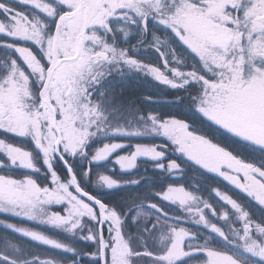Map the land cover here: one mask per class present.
<instances>
[{
  "label": "flooded vegetation",
  "instance_id": "1",
  "mask_svg": "<svg viewBox=\"0 0 264 264\" xmlns=\"http://www.w3.org/2000/svg\"><path fill=\"white\" fill-rule=\"evenodd\" d=\"M47 2L55 6L58 13L67 10L58 0H47ZM99 2L100 0H79L76 19L68 21L69 33L66 36L70 38L61 42L58 37L57 46L62 45L65 53L63 60L57 59L56 61H62L58 65H63V67L59 69L56 67L48 88L52 90L51 96L48 97L51 101H56L55 106L52 104L56 113L59 109L63 114V119L57 121L59 127L62 126L58 129L63 133V138L69 140L68 143L73 147L81 138L77 124L86 127L90 119L85 111L83 99L92 109V131L85 141L84 150L75 155L58 154L51 159L44 154L34 135L19 136L16 134L18 136H14L8 131H0V143L3 144L0 148V162L5 164L0 167V171L7 167L11 168L7 166L8 161L5 155L7 154L6 149L10 147L9 138L25 137L23 142L28 143L25 148L26 152L33 159L32 165L37 168L33 171V175L40 183L38 186L41 188L54 187L53 173L60 183L72 182L66 167L68 165L84 192L91 194L123 218L122 234L128 233L132 237L128 240L132 249L145 246L152 250L154 254L150 257L152 264H167L158 257L166 254V249L170 247L168 227L162 226L160 229L157 225V221L163 219L160 210L167 216L168 223L182 227L190 233V238L185 241L186 250L212 249L231 255L237 264H264V258L259 257L255 252H248L243 247V241L238 235L244 228V220L240 218L241 212L247 215L252 228H255L256 224L264 227V206L254 197L224 179L219 173L205 169L202 165L192 161L186 153H181L171 137L159 128V124L156 128L154 123L164 122L165 125H170L173 121L187 123L190 126L189 131L204 135L213 143L225 146L243 162L261 169H264V146H258L254 142L235 135L221 137L218 132L213 133L207 128V119L199 111V105L205 92V86L200 78L215 81L218 78L217 74L207 69L199 55H189L183 46L173 43L182 39L173 38L171 26L161 22L160 14L141 16L139 13H128L123 18L120 16L110 18L108 27L96 26L90 29L97 34L99 43L96 47L100 50L107 49L109 59L95 64L92 72L87 73V66L91 59L88 53L84 52L86 42L90 40L87 29L102 19L100 14L95 13L90 6ZM112 2L115 3L116 0ZM0 3L27 14L33 21L38 20L46 26L47 33L54 32L56 19L36 10L29 4L18 2V0H0ZM168 7L171 8V4H168ZM80 8H84L85 11L80 13ZM5 19L4 12L0 11V20ZM75 20L82 22L76 45L74 43ZM198 22L205 24L210 34H203V36L196 32L195 34L188 33V36L194 35L201 39L212 40L214 41L212 47H226L230 41L238 39L227 29H218L217 26L209 27L210 22L191 9L176 20V23H182L184 28ZM7 28L6 25V33ZM6 33L0 34V80L6 79L17 68L27 72L17 50L19 47H26L41 55L40 48L35 42L14 38ZM160 42L164 44L158 45ZM203 47L202 55L211 56L223 62L222 56L211 53L209 44L204 43ZM247 55L244 53L240 57L241 61ZM192 57L195 59L193 60ZM28 58L35 65L30 55ZM129 61L132 62L129 63ZM251 69V65H246V73L250 74ZM177 72L180 73L179 76L176 75ZM156 73H160V76L158 77ZM82 74H84L83 78ZM92 76L95 79H91ZM38 79L35 76L31 78L25 102L34 113L40 114L41 109L45 106L49 107L44 102L41 104L42 93H40L41 85ZM237 79L238 77L234 75L232 84L227 86L232 90L233 95L251 91V86L242 89ZM76 88H80L81 91L87 90L80 105H74L71 102ZM77 113L81 114L80 117H77ZM254 125L257 126L255 123ZM239 131L251 137L252 121L250 120V123L240 128ZM114 144H120L121 147L106 157L97 159L99 152L105 146ZM153 146L157 147L162 154L160 158L141 156L137 158L133 168L121 169L118 166L119 158L134 155L137 148ZM91 148L94 150L91 151ZM35 151L45 159L44 169L37 162ZM170 162H175L179 166L178 169H171ZM1 175L7 178L11 176L10 173L5 175L0 173ZM50 177H52V183L47 184ZM210 179H214L226 189H233V192L205 195L203 185L211 183ZM240 179L243 182L242 174ZM109 180L113 182L111 187L108 186ZM172 187H183L188 191L197 202L193 207H203V202L210 205L209 209H203L208 221L207 225L200 222L199 218L190 211H185L186 206L180 205L179 202L166 201L163 198ZM74 191L76 192L75 187ZM74 191L73 194H75ZM223 195L229 196L238 203L239 211L224 201ZM84 200L91 206L92 202ZM225 216H227L226 220ZM5 217L7 215L0 213V223L7 222ZM85 220V230L94 231L95 222L91 218H85ZM213 225L219 227L225 235L221 236L213 231L211 227ZM2 227L4 226L0 225V228ZM12 227L6 228L13 232ZM145 232L151 235L147 241L141 237ZM103 234L104 241L108 240L107 226ZM252 236L258 243L264 242V233L255 231ZM207 259L206 251L202 250L181 258L176 264H206ZM66 264L84 263L72 261Z\"/></svg>",
  "mask_w": 264,
  "mask_h": 264
},
{
  "label": "snow or ice",
  "instance_id": "2",
  "mask_svg": "<svg viewBox=\"0 0 264 264\" xmlns=\"http://www.w3.org/2000/svg\"><path fill=\"white\" fill-rule=\"evenodd\" d=\"M18 2L29 4L36 10L56 19L57 22L54 32L47 33L45 31L46 26L38 20L33 21L27 14L0 3V11H3L6 17L5 20H0V34L6 33L7 25L6 34L14 38H23L35 42L41 52V55H38L26 47H19L17 50L22 57V63L27 72L17 68L6 79L0 80V109H2V112H0V131H8L11 134L20 136L34 135L44 154L51 159H54L58 154L75 155L77 152L84 150L85 141L92 131L93 111L86 100L83 99V104L90 119L86 127L77 124L81 138L75 147L63 138L61 131H58L47 119L43 118V109H41L40 114L30 113L26 109L24 100L28 96L27 87L31 84L33 76L39 78L40 93H45L48 73L53 70L54 62L57 59H64L65 49L62 45L57 46L58 37L66 39V34L69 33L68 21L69 19H76L78 4L76 0H58L67 9L62 13H58L57 8L50 5L47 0H18ZM168 4H171V8L168 7ZM90 7L95 13L100 14L102 19L99 23L90 25L87 29L90 40L86 42L84 52L91 57L87 66V73L92 72L95 64L109 59L107 49L100 50L96 47L99 43L97 34L95 31H90V29H94L96 26L108 27L109 19L115 16L123 18L128 13L133 12L139 13L141 16L160 14L161 22L175 29L183 42L189 46L188 32L180 27L176 20L184 12L191 9L205 17L210 22L209 27L217 26L218 29H227L229 33L238 37L237 40L230 41L226 47H212L209 45L211 53L224 58L222 63L211 56H204L190 47L191 50L199 54L207 69L216 73L218 77L215 81L200 78L205 86V92L199 105V111L206 117L207 128L213 133L218 132L221 137L235 135L254 142L258 146H264V141L253 139L239 131L240 128L250 123L253 112L257 109L260 119L264 120V96L257 98L252 91L233 95L232 90L227 87L232 84L234 75L238 77L237 83L241 85L242 89L250 88L255 80H264V57L256 59L252 52L254 42L264 43V0H116L115 3L112 0H100L98 4ZM84 11V8H80V13ZM97 53H101V55H97ZM244 53H248V55L241 61L240 57ZM29 55L35 61V65L29 60ZM131 62L129 61V63ZM257 62H261L259 66ZM246 65L252 66L250 74L245 71ZM60 67H63V65H57V69ZM156 75L159 77L160 73H156ZM176 75L179 76L180 73L177 72ZM91 79H95V77L92 76ZM86 91L76 88L71 102L74 105H80ZM51 94L52 90L49 89L47 95L51 96ZM228 97H231V99H228ZM44 99V95H41V104H43ZM51 103L54 106L56 105L55 100H52ZM80 115V113H77V117H80ZM56 119L58 122L63 119V114L59 109L56 113ZM161 126L163 132L171 137L181 153H186L192 161L202 165L205 169L219 173L224 179L254 197L264 206V169L243 162L227 150L225 146L213 143L204 135L189 131L190 126L187 123L173 121L170 125H163V122H161ZM2 147L3 144L0 143V148ZM120 147V144L105 146L99 152L97 159L106 157ZM6 152L14 166L34 167L29 153L19 150L15 146L7 148ZM161 155L155 146L137 148L134 155L125 156L120 160V163L130 169L135 167L138 157L160 158ZM2 166L3 163L0 162V167ZM170 167L176 170L179 166L175 162H170ZM241 174L243 182L240 179ZM112 183L109 180L108 186L111 187ZM53 184L54 187L52 188H41L32 179L17 182L15 179L0 176V211L6 208L14 211L20 210L16 211L17 215L23 214L27 218L35 220L37 218L36 211L39 209L42 212L43 208L41 206H45L49 210L47 223L53 226L70 225L71 229L80 227L83 218H91L97 226V233L95 236H90L89 239L100 241L105 226L109 229V239L104 241L105 257L103 264H131V258L140 255V253L133 252L131 243L122 234L123 218L115 210L106 207L103 203H92L90 206V203L83 202V198L78 199L69 190L68 185L59 182L54 173ZM217 194L220 195L219 192ZM163 198L166 201L179 202L180 205L186 206L185 211H190L199 218L200 222L208 224L203 209H209L210 205L203 202V207H193L197 202L183 187L170 188ZM222 199L230 204L233 209L239 211L238 203L230 199L229 196L223 195ZM62 203L70 205L66 212L58 213L51 210L55 205H61ZM153 207L156 206L153 205ZM213 214H215L214 211ZM160 215L163 219L157 221V225L160 229L162 226L168 227V241H170V247L166 249V254L158 257L161 261H165L167 264H176L181 258L203 250L206 251L208 258L206 264H237V261L231 255L217 250H186L185 241L190 238V233L182 227L168 223V218L162 210H160ZM240 218L244 220V228L238 233L239 239L243 241V247L248 252H255L259 257L264 258V242L258 243L252 236L255 231L264 233V227H259L256 224L255 228H252L250 220L243 212L240 213ZM224 219L226 220L227 216ZM9 227H12V225H9ZM211 227L213 231L221 236L225 235L219 227L214 225ZM20 231L24 235L46 245L61 247V245L35 231L26 229ZM144 255L154 254L146 252ZM0 259L6 260L8 264H16L15 260L2 254H0Z\"/></svg>",
  "mask_w": 264,
  "mask_h": 264
},
{
  "label": "rangeland",
  "instance_id": "3",
  "mask_svg": "<svg viewBox=\"0 0 264 264\" xmlns=\"http://www.w3.org/2000/svg\"><path fill=\"white\" fill-rule=\"evenodd\" d=\"M76 3L79 4V0H76ZM180 27L184 28V25L182 23H177ZM82 26V22L75 20V31H74V43L76 45V40L78 37V34L80 32V28ZM188 33L195 34L198 32L201 35H209L208 28L205 24L198 22L194 23L193 25H188L186 28H184ZM172 36L173 38H177L180 40V36L178 35L177 31L171 27ZM203 35V36H204ZM70 37L66 36V39H69ZM65 38L60 37V41L64 42ZM173 42V41H172ZM209 42V43H206ZM177 45L183 46V49L187 50V54H191L193 56L199 55L198 53H195L193 50H191L190 47H192L194 50L198 51L199 53H202L201 51L204 49L203 44H209L212 45L214 41L212 40H205L201 39L199 37H195L194 35L188 36V43L189 46L186 45L183 40L173 42ZM164 43L160 42L158 45L162 46ZM253 55L256 59H260L264 57V43H261L259 41L254 42V47L252 49ZM248 54V53H247ZM251 59V57H249ZM194 60L195 58L192 57ZM261 62H257V65L259 66ZM252 72V69H251ZM251 91L255 93L257 98H260L261 96H264V80H255L254 83L251 85ZM24 104L26 106V109L30 113H34L32 108L28 105L27 102L24 100ZM43 118L47 119L50 124L53 126V116L49 108L46 106L43 109ZM252 132H251V138L256 140L264 141V120L260 119L258 115V109L253 112L252 115ZM254 123L257 125L255 127ZM155 127L157 128V124H159V128L163 129L161 126V122L154 123ZM61 125V124H60ZM163 125L165 123L163 122ZM57 126L59 127V124L57 122ZM14 136H18L14 134ZM20 136V135H19ZM26 139L25 137H10L8 143L10 144V147L15 146L17 149L25 151L27 148L28 143L23 142V140ZM33 139V137H32ZM68 142H70L68 140ZM94 148H91V151H93ZM34 154H37V157L35 155V158L37 162L41 165V168L44 169L46 166V161L42 156H39L36 151ZM7 156L6 160L8 161L7 166H10L11 168L7 167L4 168V170L0 171L2 174L10 173L11 179H15L17 182H24L27 179H32L36 181V183L39 185L40 183L36 180V178L33 175V171H36L37 168L34 165V167H26V166H14L11 159L9 158L8 154H5ZM34 156V155H33ZM126 156V155H125ZM125 156L119 158L117 160V164L121 169H126L125 166H123L120 163V160L123 159ZM41 158V159H40ZM33 162V159H31ZM4 164V163H3ZM34 164V163H33ZM5 165V164H4ZM3 176V175H1ZM4 177V176H3ZM7 178V176L5 177ZM48 178V177H46ZM211 183H204L203 185V193L205 195L210 196L217 195L219 192L222 193H229L233 192L226 189L225 186L221 185L220 183L216 182L214 179L209 180ZM52 183V177L46 182ZM68 185L69 190L73 193L74 186L73 183L70 181H67L65 183ZM126 185V184H125ZM116 188V187H115ZM114 188V190H115ZM78 199L82 198L76 192L74 191ZM83 202H86L83 199ZM43 208V211L41 212L39 209L36 211V219H29L26 215H17L16 211L20 210H11L6 208L3 211H0L1 214L7 215L4 219H6V223H0V225H3L4 227L0 228V254L16 261V264H66L69 261H76L81 262L84 264H102L101 259V248L102 244L104 245V234L102 237V240L96 241L94 239H89L90 236H95L97 233V226L95 227L94 231L88 232L85 230L86 226V220L85 218L82 219L80 227L77 229H71L70 225H64V226H53L46 222L47 219V213L48 208L45 206H41ZM70 207L67 203H62L61 205H55L51 210L54 212H66L67 208ZM27 220V222H25ZM9 225H12L13 227L11 230L13 232L9 231L6 227ZM21 225V226H20ZM26 226V227H23ZM21 229H26L29 231H35L41 235H44L47 239L54 241L56 244L61 245V247L57 248L54 245H46L41 241H37L32 239L30 236H26L23 234ZM105 229V228H104ZM104 233V231H103ZM151 235L148 232H145L141 235L143 240L147 241L148 238ZM126 240H131L132 237L127 233L124 235ZM103 241V242H102ZM84 249L85 251H88L89 248L96 250V256L93 260L91 259H80L76 254L78 251L77 249ZM133 250V249H132ZM137 250V249H136ZM143 252H141V257L138 262L131 258V264H152L151 256L152 255H144V253H151L152 250L148 249L147 247L143 246V249H139ZM134 252V250H133ZM73 259V260H71ZM0 264H8V262L4 259H0Z\"/></svg>",
  "mask_w": 264,
  "mask_h": 264
},
{
  "label": "water",
  "instance_id": "4",
  "mask_svg": "<svg viewBox=\"0 0 264 264\" xmlns=\"http://www.w3.org/2000/svg\"><path fill=\"white\" fill-rule=\"evenodd\" d=\"M56 66H57V65L54 64V66H53V70H52V71H49V73H48V80H47L46 85H45V93H43V95H44V97H45L47 103L50 105V107H51V109H52V111H53V113H54V121H56V119H55V112H54V109H53V107H52V105H51V103H50V101H49L47 95H46V90H47V87H48V85H49V83H50V80H51V77H52L53 71H54V69L56 68ZM70 174H71V177H72V179H73V181H74V183H75V185H76V189H77L78 193L81 194L82 196L86 197L87 199L91 200L92 202L98 204L99 202H98L97 200H95V199H94L92 196H90L89 194L84 193V192L78 187L77 182H76V180H75L73 174H72L71 172H70ZM102 242H103V241H102ZM104 257H105V250H104V245L102 244V248H101V259H102V264H103V261H104Z\"/></svg>",
  "mask_w": 264,
  "mask_h": 264
},
{
  "label": "trees",
  "instance_id": "5",
  "mask_svg": "<svg viewBox=\"0 0 264 264\" xmlns=\"http://www.w3.org/2000/svg\"><path fill=\"white\" fill-rule=\"evenodd\" d=\"M85 255H86V257L91 256V258L94 259L95 256H96V250H93V249H89L88 251H83V250H81L78 256H82V257H80V259H81V258H83Z\"/></svg>",
  "mask_w": 264,
  "mask_h": 264
}]
</instances>
